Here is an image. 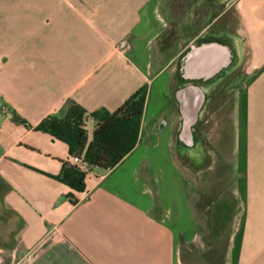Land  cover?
Wrapping results in <instances>:
<instances>
[{
	"label": "crops",
	"instance_id": "crops-1",
	"mask_svg": "<svg viewBox=\"0 0 264 264\" xmlns=\"http://www.w3.org/2000/svg\"><path fill=\"white\" fill-rule=\"evenodd\" d=\"M165 1L0 0V205L19 220L0 264H189L199 228L175 142H193L206 87L245 53L220 264H264V0ZM178 30L181 48L154 52ZM142 88L122 161L82 191L57 178L69 146L39 123L73 104L112 112Z\"/></svg>",
	"mask_w": 264,
	"mask_h": 264
},
{
	"label": "rangeland",
	"instance_id": "rangeland-1",
	"mask_svg": "<svg viewBox=\"0 0 264 264\" xmlns=\"http://www.w3.org/2000/svg\"><path fill=\"white\" fill-rule=\"evenodd\" d=\"M177 1L181 8L193 3V0ZM165 2L168 7L173 0ZM178 15L171 11L168 17L177 22ZM177 34L178 43L171 42L176 39L169 36L158 42L154 52L173 53L181 48L182 31L178 30ZM245 54L241 62L231 65L206 87L198 119L192 126L193 142L190 145L175 142V158L185 179L194 208L196 226L199 228V234L188 257L189 264H220L226 242L234 206L235 95L246 78L248 59L245 57L248 55ZM95 125V119L88 121V117L85 118L84 129L88 141L92 138ZM18 228L19 220L16 216L0 205V245L12 246Z\"/></svg>",
	"mask_w": 264,
	"mask_h": 264
},
{
	"label": "trees",
	"instance_id": "trees-1",
	"mask_svg": "<svg viewBox=\"0 0 264 264\" xmlns=\"http://www.w3.org/2000/svg\"><path fill=\"white\" fill-rule=\"evenodd\" d=\"M146 90H137L112 112L88 113L78 104H73L63 118L47 116L38 129L50 133L69 146L70 154L82 157L91 168L112 169L139 142L140 123L145 103ZM96 120L91 140L84 129L85 118ZM86 172L76 165H67L60 177L77 191L84 189Z\"/></svg>",
	"mask_w": 264,
	"mask_h": 264
},
{
	"label": "built area",
	"instance_id": "built-area-1",
	"mask_svg": "<svg viewBox=\"0 0 264 264\" xmlns=\"http://www.w3.org/2000/svg\"><path fill=\"white\" fill-rule=\"evenodd\" d=\"M120 46H123V43H120ZM69 160H70V163H72L73 165L78 166L82 171H85L86 174L89 173L90 170L92 169L90 167V165L86 161H84L82 159V157L79 156V155L72 154V155H70ZM109 170L110 169H107V171H109Z\"/></svg>",
	"mask_w": 264,
	"mask_h": 264
}]
</instances>
